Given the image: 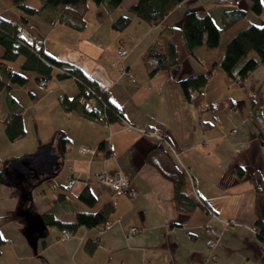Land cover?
<instances>
[{
    "label": "crops",
    "instance_id": "1",
    "mask_svg": "<svg viewBox=\"0 0 264 264\" xmlns=\"http://www.w3.org/2000/svg\"><path fill=\"white\" fill-rule=\"evenodd\" d=\"M131 1L125 7L135 0ZM261 4V14L254 15L248 0H183L158 24L132 16L126 28L116 31L112 19L127 11H108L103 4L90 2L85 27L77 31L56 18L46 21L25 14L14 0H0V16L20 21L30 35L42 40L43 50L78 68L89 81L104 83L110 101L132 125L101 123L79 110H66L61 96L80 93L72 77L53 74L39 89L36 73L28 71L24 85L13 84L0 92V166L52 149L48 157L46 150L40 155L26 176L20 174L19 189L0 185V234L5 239L0 264H264V236L255 225V205L264 217V192L257 197L250 180L252 173H258L264 181V144L255 123L264 121V65L241 83L217 66L203 87L201 103L195 105L184 98L167 71L149 76L141 61L160 27L178 26L189 9L204 8L220 25L222 10L243 6L245 16L236 26L240 28L264 21V0ZM226 39L220 49L197 47L196 57L185 58L178 77L205 73ZM119 46L128 50L122 64L132 78L113 64ZM2 53L0 45V59ZM22 59L8 62V68L19 70ZM7 94L21 107L25 130L13 141L5 135L2 121L11 108ZM139 127L157 129L173 150ZM60 136L67 139L65 150ZM101 141L106 142L108 154L97 149ZM82 146L94 147L96 153H82ZM236 166L243 168L241 176ZM101 169L125 173L135 194L114 196L107 184L96 179ZM178 169L186 171L191 194L201 197L215 216L201 205L191 212L176 208L169 175ZM70 176L77 179L72 192L65 189ZM85 185L97 199L92 207L78 200ZM108 200L115 206L107 230L78 226L64 239L60 228L46 225L40 216L52 213L70 222L77 212L95 211ZM132 226L141 231L127 239L125 233ZM208 227L218 235L212 249L205 243ZM88 240H97L91 253L84 246Z\"/></svg>",
    "mask_w": 264,
    "mask_h": 264
},
{
    "label": "trees",
    "instance_id": "2",
    "mask_svg": "<svg viewBox=\"0 0 264 264\" xmlns=\"http://www.w3.org/2000/svg\"><path fill=\"white\" fill-rule=\"evenodd\" d=\"M38 5H32L30 0H14L15 7L28 15H38L46 21L56 18L59 22L74 30H82L85 27V12L89 8V3L103 4L108 11L122 5L123 0H38ZM183 0H135L127 6V13L119 14L111 21V28L121 31L126 28L132 16L139 18L150 24L160 23L164 17L177 4ZM220 1V0H219ZM234 3L237 0H232ZM249 10L254 15H260L262 11L261 0H248ZM246 8L235 6L227 8L220 13V25L216 24L213 18L204 8L189 9L184 12L181 23L178 26L160 27L152 43L147 47L141 56L143 68L147 75L153 76L159 71H167L172 79L180 87L184 98L199 105L203 97V87L208 76L212 74L214 68L219 66L229 78L241 83L258 65H264V21L259 24L248 23L240 28L236 26L245 16ZM14 21V23L12 22ZM236 27V28H235ZM24 28L20 21L4 18L0 16V45L3 53L0 59V92L13 84L24 85L28 78L22 71H33L36 73L37 84L39 81L50 78L53 74L63 79L76 77L81 81L77 82L80 93L74 97L62 95L60 102L66 110H79L80 113L91 120L99 122L119 121L121 110L113 104L108 95L104 93L102 98L97 100L93 108L85 109L80 101L81 95L89 98V93L82 86L83 83L95 85L96 82L89 81L82 72L71 64L52 56L43 50L42 40L36 39L40 43L39 48L27 44L19 35ZM230 35V36H229ZM220 55L216 60L211 61L205 73L195 74L183 78L178 77L181 64L187 57H196L195 49L201 45L207 48H219L225 38ZM22 57L19 70L9 69L7 63L13 62ZM128 70V69H127ZM7 102L11 108L2 119L4 122V132L11 141L24 135L25 130L22 122L21 107L11 95H8ZM259 130L260 142L264 144V121H255ZM64 136L59 137L62 150H65ZM98 150L109 153L105 141H101ZM243 168L236 166L239 176L243 174ZM182 169L172 173L170 178L174 183V202L180 211L191 212L196 206L201 205L206 211L209 206L201 197L191 194L188 175ZM252 182L255 195L258 197L264 192L263 177L258 173H252ZM19 182V183H18ZM20 178L17 179L12 171L6 169V165L0 166V185L8 184L19 189ZM78 200L85 206L92 207L96 203V196L85 185L79 193ZM114 201L104 202L95 211L81 210L76 213L73 221H61L52 213H41L40 216L49 226H57L66 229L70 233L78 226L95 227L108 222L109 215L114 210ZM255 225L259 233L264 236V217L255 205ZM208 227V232H209ZM211 237L210 232L208 238ZM212 237L215 238L213 235ZM207 238V239H208ZM206 239V240H207ZM5 239L0 234V250ZM206 243V241H205ZM85 249L91 253L97 246V240H88Z\"/></svg>",
    "mask_w": 264,
    "mask_h": 264
},
{
    "label": "built area",
    "instance_id": "3",
    "mask_svg": "<svg viewBox=\"0 0 264 264\" xmlns=\"http://www.w3.org/2000/svg\"><path fill=\"white\" fill-rule=\"evenodd\" d=\"M12 22L14 23V21H12ZM19 35L22 38V40L25 41L27 44L33 45L35 48H39L40 43H38V41H36V39L32 35H30L24 28L21 29V31L19 32ZM116 53H117V59L113 62V64L117 66L120 73L126 74L129 78H132L133 77L132 72L127 70L125 68V66L122 64V59L127 54V48H125L123 46H119L116 50ZM72 78H74L77 82L81 83V81L79 79H77L76 77H72ZM44 86H45L44 80L39 81L37 84V87L39 89H43ZM82 86L85 87L87 92L89 93V95H88L89 98L86 100H84L85 99L84 96L81 95V97H80V101L81 102L84 101L83 104H84L85 109H87V110L92 109L94 104L97 103L98 99L102 98V95L104 93H106V95H107V87L104 83L96 82L95 85L83 83ZM118 119L126 127H128V128L132 127L131 123H129L123 115L119 114ZM215 121H218V118H215ZM138 129L141 130L142 132H148L152 135H155V136L159 137L161 140H165V138L162 136V134L157 129H149L148 127H139ZM165 142L167 143V145H169L170 149L173 150L172 146L167 141V139L165 140ZM80 152L88 153L90 155H94L96 153V148L90 147V146H82L80 148ZM96 179L99 180L103 184H107L110 187L112 194L114 196L121 195L124 193H127L130 196H133L135 194V191L133 189H131L129 186L128 176L121 171L108 172L104 169H101L99 172L96 173ZM76 182H77V179L74 176H70L67 179V182L65 184V189L69 192H72ZM207 212H208L209 216H215L214 211H212L211 209H208ZM225 223H228V222L225 221ZM110 225L111 224L108 221V222L104 223L103 225H100L99 227L101 230H107L110 227ZM137 230L138 229L136 226H132L131 231L128 233V237H130L132 234L136 233ZM209 232H210L211 237H209L206 240V245L210 248H213L218 235H217L216 229L214 227H210ZM213 235L215 236V238L212 237ZM70 236H71V233L68 230L61 229V234H60L61 238L66 239V238H69Z\"/></svg>",
    "mask_w": 264,
    "mask_h": 264
},
{
    "label": "water",
    "instance_id": "4",
    "mask_svg": "<svg viewBox=\"0 0 264 264\" xmlns=\"http://www.w3.org/2000/svg\"><path fill=\"white\" fill-rule=\"evenodd\" d=\"M46 153H47V157L50 155V153L52 154V149L51 148H46ZM45 150H43L41 152V154L39 155H34V156H29L28 159L25 160H14L11 161L10 164L6 167L7 170H11V169H17L20 171L22 176H26L27 172H29V170L35 166L34 164L37 163L38 158L40 157V155H45ZM40 153V152H39Z\"/></svg>",
    "mask_w": 264,
    "mask_h": 264
},
{
    "label": "rangeland",
    "instance_id": "5",
    "mask_svg": "<svg viewBox=\"0 0 264 264\" xmlns=\"http://www.w3.org/2000/svg\"><path fill=\"white\" fill-rule=\"evenodd\" d=\"M131 0H124V2L122 1V5L121 6H119V7H117V11H122V12H126L127 11V6L125 7V5L126 4H128L129 2H130ZM132 1H134V0H132ZM131 1V2H132ZM131 28V27H130ZM206 47V46H205ZM207 48V47H206ZM208 49H210V48H208ZM127 53H128V50H127ZM127 55V54H126ZM22 72H28V71H22ZM231 79V78H230ZM232 80V79H231ZM24 143V142H23ZM17 147H20V146H17ZM44 148L43 147H41L37 152H35V153H39L40 151H42ZM34 153V154H35ZM88 154V153H87ZM11 162V161H10ZM10 162L6 165V167L10 164ZM13 169H11V170H9V171H12ZM21 173H20V171L19 170H17V169H14V175H16V178H21V175H20ZM137 232L136 233H134V234H132L130 237H128V233L131 231V227L128 229V231L125 233V236H126V238L127 239H130V238H133V237H135L137 234H139V232L141 231V229L139 228V227H137ZM28 231H29V229H28ZM216 243V242H215ZM207 246V245H206ZM207 248H209V249H212V248H210V247H208L207 246Z\"/></svg>",
    "mask_w": 264,
    "mask_h": 264
}]
</instances>
